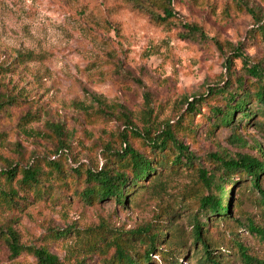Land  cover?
I'll return each instance as SVG.
<instances>
[{"label":"rangeland","instance_id":"obj_1","mask_svg":"<svg viewBox=\"0 0 264 264\" xmlns=\"http://www.w3.org/2000/svg\"><path fill=\"white\" fill-rule=\"evenodd\" d=\"M151 1L162 7V0ZM171 8V20L155 23L127 0H0V65L6 67L0 99L16 97L0 112V170L36 163L50 194L41 198L21 188L19 197L28 200L20 207L0 201V229L9 223L21 244L44 247L64 264H115L113 248L91 249L81 231L107 229L109 238L134 244L141 258L146 244L139 237L151 223L165 237L146 264H171L172 255L177 264H204L193 252L199 244L190 239L192 219L205 222L197 207L207 189L196 167L211 173L215 155L264 159V119L212 130L210 105L216 102L208 97V88L225 80H252L246 67L264 73V38L258 32L264 0H172ZM187 24L205 37L182 36L189 33ZM199 95L207 96L205 103L189 115L186 101ZM27 113L37 118L23 120ZM166 121L193 155L191 168L167 170L154 185L136 188L134 201L124 206L113 199L88 204L77 195L81 179L77 185L69 179L78 169L101 168L104 157L126 143L147 152L134 133ZM61 144L65 155L52 156ZM48 161L69 170V183L45 174ZM5 179L0 174V188H7ZM244 181L225 186L232 190L233 220L208 223L209 236L224 240L215 250L221 264H243L237 241L264 260V240L248 225L264 229V205ZM56 229L69 234L56 237ZM137 230L140 236H132ZM0 264L37 262L26 251L11 257L0 242Z\"/></svg>","mask_w":264,"mask_h":264},{"label":"trees","instance_id":"obj_2","mask_svg":"<svg viewBox=\"0 0 264 264\" xmlns=\"http://www.w3.org/2000/svg\"><path fill=\"white\" fill-rule=\"evenodd\" d=\"M134 8L143 11L150 20L155 23H166L174 17L172 12V0H162V7L157 6L151 0H127ZM258 32L264 38V20L259 19ZM188 34L182 35L188 38L205 37L204 33L194 25H185ZM242 56L239 53L237 57ZM243 58V57H242ZM243 60H245L243 58ZM229 62L228 60L226 61ZM247 73L253 78L246 81V78H235L233 81L225 80L221 85L216 84L208 88V97L215 98L216 104L210 105L211 127L212 130L218 127L237 128L242 121L255 123V117L264 119V73L257 66L246 67ZM6 72V67L0 65V74ZM247 82L249 86L247 87ZM207 96L199 95L194 101H186L187 113L193 114L200 104H204ZM16 97L4 96L0 99V112L5 111ZM252 106V104H254ZM236 113L238 116L236 117ZM35 114H25L22 119L31 122L37 117ZM236 118V119H235ZM183 126L182 128H187ZM189 131L192 129L188 128ZM140 138L143 145L147 147V152L135 149L126 143L125 148L113 151L105 158L104 166L101 168L78 169L74 178L70 177V182L83 184L80 189L75 187L78 196L88 204L105 199H113L120 206L126 202H133L136 188H147L159 181L160 177L167 170H178L180 167L191 168L193 166V155L188 151L187 146L183 145L177 136L174 125L169 121L158 124L154 129L150 126L144 127L143 131L134 133ZM64 144L55 148L52 156L65 155L63 152ZM214 168L211 173H207L202 167H196V174L199 181L206 186L207 193L200 194L198 197V211L205 218V222L200 218L194 217L190 229V239L193 246L199 244L193 252H199V260L204 264H221L220 254L215 253L219 246H223L224 240H213L208 233V223L211 220L226 224L231 221L230 213L232 201V190L225 191V186L236 185L248 180L249 190L258 194L257 201L264 205V159H258L247 154H236L234 156H214ZM47 176L55 179H65L71 173L61 166V162L48 161ZM18 172L20 177L17 178ZM0 174L5 176L7 188H0V201L8 207H20L22 202L28 200L25 196L19 197V190L27 188L34 196L45 198L50 196L47 189L43 186V171L36 163L28 164L17 169L12 164H8L0 170ZM147 183H142L143 181ZM244 181V182H245ZM15 184L17 187H13ZM145 185V186H144ZM49 186L51 184L49 183ZM144 186V187H143ZM232 188V187H231ZM144 226L143 231L131 232L132 236H140V242L145 243V251L141 258H136L137 249L134 244H126L119 236L108 237L107 229L87 228L83 231L86 241L91 249L107 252L110 248L114 249L111 262L115 264H143L149 263L150 254L155 250L165 237L164 233L152 230L151 223ZM249 230L260 235L264 240V229L249 223ZM161 229V228H160ZM71 231V229H70ZM54 236L64 237L69 234V229L52 230ZM76 233L79 231H75ZM233 232V231H231ZM236 232L231 235H235ZM0 242L7 246L11 257H17L23 251L31 253L37 264H64L58 257L49 252L44 247L27 246L20 243L17 231L9 224H4L0 229ZM235 242V241H232ZM228 244V243H227ZM239 253L243 264H263L264 260L253 257L247 253V249L242 243L237 241ZM159 253L165 251L157 247ZM172 263L177 264V256L172 255ZM78 264H81L79 262Z\"/></svg>","mask_w":264,"mask_h":264}]
</instances>
